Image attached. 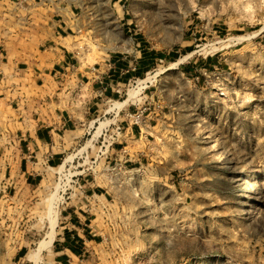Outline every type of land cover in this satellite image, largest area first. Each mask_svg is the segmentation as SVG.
<instances>
[{
	"label": "rangeland",
	"instance_id": "obj_1",
	"mask_svg": "<svg viewBox=\"0 0 264 264\" xmlns=\"http://www.w3.org/2000/svg\"><path fill=\"white\" fill-rule=\"evenodd\" d=\"M70 1L80 53L99 64L123 52L136 63L141 44L166 57L148 74L164 72L143 90L147 74L120 86L64 159L85 153L38 188L10 186L0 119V264H32L50 203L61 213L90 186L111 201L97 264H264V0ZM131 91L117 115L104 114ZM142 115L149 133L144 126L113 153ZM46 256L39 264H52Z\"/></svg>",
	"mask_w": 264,
	"mask_h": 264
},
{
	"label": "crops",
	"instance_id": "obj_2",
	"mask_svg": "<svg viewBox=\"0 0 264 264\" xmlns=\"http://www.w3.org/2000/svg\"><path fill=\"white\" fill-rule=\"evenodd\" d=\"M73 16L70 0H0V119L9 137L1 159L14 190L40 187L71 149L78 127L118 100V88L144 77L157 59L139 43L136 63L120 52L98 64L91 50L80 53ZM143 117L113 153L123 152L144 126L149 133ZM80 195V203L59 213L46 256L52 264H97L103 257L112 229L110 195L91 186ZM25 256L26 249L17 254Z\"/></svg>",
	"mask_w": 264,
	"mask_h": 264
},
{
	"label": "bare ground",
	"instance_id": "obj_3",
	"mask_svg": "<svg viewBox=\"0 0 264 264\" xmlns=\"http://www.w3.org/2000/svg\"><path fill=\"white\" fill-rule=\"evenodd\" d=\"M262 30H263V28H262ZM238 40H243V39L242 38H238ZM193 54L194 53H190L189 55H187L184 58L180 59L178 62L173 63L171 65V68L172 67H176L179 64H182L184 62V60H186L187 58L191 57ZM163 72L164 71L158 72V73H155L154 75L147 74V76L144 79L138 81V85H140V87H141L142 90L145 89V88H147L148 85L151 84V82L154 80V78L159 77ZM136 94H137V91H131V92H129L128 95H127V99L124 102L115 103L113 106H111L110 108H108L105 111V113L108 114V113H111V112H114L115 111V114L117 115L122 110V108L124 106H126L128 104V102H130L131 99H134L135 98ZM95 122H96V120L93 121L91 124L93 125ZM109 123H104V124L102 123L101 126L98 127L99 132H101V130H103L104 128H106ZM91 124H90V126H92ZM85 150H86V147L83 148V149H81L77 154H75L73 156H69L66 159H64L63 162L56 168V173L61 174L63 172H67V170L70 167V165H72L74 163L75 159L78 156H80L83 153H85ZM58 217H59V212L54 207L53 202H51L50 205H49V207H48V219H47L46 226H45L46 229H47V233L45 234L44 239L37 246L35 252L28 254L27 260L30 263H32V264H39L40 263L41 256L43 254L48 255L50 253V251L52 249V245H53V243L55 241L56 229H57V223H58Z\"/></svg>",
	"mask_w": 264,
	"mask_h": 264
},
{
	"label": "trees",
	"instance_id": "obj_4",
	"mask_svg": "<svg viewBox=\"0 0 264 264\" xmlns=\"http://www.w3.org/2000/svg\"><path fill=\"white\" fill-rule=\"evenodd\" d=\"M137 41L141 42L142 41V37L141 36H136L134 37ZM157 59H163L166 58L165 56H163L162 54H157ZM170 58L173 60L177 59V55L175 53L170 54Z\"/></svg>",
	"mask_w": 264,
	"mask_h": 264
}]
</instances>
